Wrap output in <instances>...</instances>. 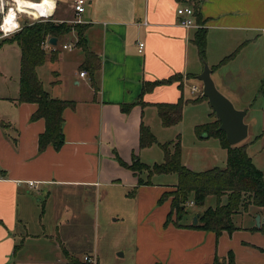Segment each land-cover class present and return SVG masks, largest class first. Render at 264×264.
Segmentation results:
<instances>
[{"label": "crops", "instance_id": "crops-1", "mask_svg": "<svg viewBox=\"0 0 264 264\" xmlns=\"http://www.w3.org/2000/svg\"><path fill=\"white\" fill-rule=\"evenodd\" d=\"M29 1L35 4L31 16L51 13L54 20L70 24H74L71 20H81L76 23L81 30L79 43L74 29L61 38L68 40L62 44H74L68 53H62L57 44L44 49L48 55L58 51L55 60L44 63L55 65L52 79L44 89L52 97L73 101L74 105L63 112L64 143L57 150L48 145L39 151L38 135L44 131L45 121L31 120L37 105L17 103L18 93L0 96V103L8 105L7 112L0 106V264H72L73 256L80 258L79 250L84 262L85 256L95 260L85 230L88 217L82 207L71 203L77 198L71 190L81 187L86 189L81 195H87L91 187L100 190L119 183L136 186L137 176L119 164L115 153L127 163L133 154L139 155L140 126L143 123L149 127L150 120L159 118L156 103H172L180 96L188 100L185 88L203 69L193 41L198 30L205 29V54L211 77L216 75L214 80L223 93L246 113L245 106L259 95L264 130V0H86L79 16L74 15L70 0ZM14 2L17 6L19 0ZM21 2L19 9L31 4L28 0ZM60 6L71 11L70 18ZM186 6L193 9V25L189 27L180 24L186 17L176 11ZM75 47L78 51L71 52ZM88 53L90 63L84 69ZM229 55L226 65L231 73L221 78L217 67ZM41 66L37 67V74ZM91 66L95 67L93 71ZM257 70L263 72L261 77L250 79L254 84L260 82L258 94L247 101L243 97L248 72ZM81 71L86 74L80 76ZM175 74L181 76V86L178 81L157 85L141 95L145 105L134 104L128 111L121 109L122 104L137 101L144 81L167 79ZM228 81L236 86L234 90H230ZM193 87L198 90L192 92ZM192 88L191 94H202V83ZM187 103L189 100L184 106ZM240 143L237 145L246 148ZM29 181H34L36 187H31ZM41 197L51 198L53 203L54 224L48 233L44 224H37V219L39 223L43 219L37 204ZM166 201L170 206V201ZM194 214L187 211L184 215L191 222ZM239 215L252 223L241 225L230 234L223 231L217 238L209 230L165 226V220L162 225L167 234L186 237L202 247L208 243L204 264L215 257L225 260L229 251L234 255V264H264V232L258 230L264 222V208L250 205ZM256 215L260 216L259 225L254 221Z\"/></svg>", "mask_w": 264, "mask_h": 264}, {"label": "rangeland", "instance_id": "rangeland-1", "mask_svg": "<svg viewBox=\"0 0 264 264\" xmlns=\"http://www.w3.org/2000/svg\"><path fill=\"white\" fill-rule=\"evenodd\" d=\"M21 4L22 2L19 0L17 7L19 8ZM30 5L33 6V4ZM59 9L64 10L66 17H71L69 9H63L62 6ZM65 41L68 42L65 38L59 39L56 45L62 53H68L67 49L62 48V43ZM76 51H78V48L75 47L71 52L74 53ZM198 60L203 67L204 64L211 67L206 54L202 58L199 55ZM229 60L224 62L225 65L222 64L217 67L221 78H225L231 73L228 69L229 65H226ZM54 66L53 63L47 62L39 67L38 75L43 86H48L49 81H51V71ZM19 70V47L15 42L0 40V96L17 95ZM248 74L250 77L246 79L247 84L244 88L246 94L243 97L247 101L254 94H258L256 90L258 88L257 85L260 84V82L254 84V81L250 78L261 77L263 72L257 70L256 72H248ZM211 78L216 88L227 97L223 93L220 84L214 80L216 75H212ZM227 84L231 88L230 90H234L236 87L230 81ZM194 85L200 87L201 83L197 79H191L185 88V96L189 101H197L189 102L184 106L180 122L169 127H163L159 118L156 117L154 120H150L151 124L149 127L156 142L140 150L138 157L141 162L149 166L154 163H161L164 160L161 144L179 138L181 162L188 165L193 171L198 172L215 166L220 168L226 166L227 150L222 146L221 139L210 133V126H212L214 121L218 125L217 128L220 124L217 123V118L212 113L213 110L208 101L199 99L201 95L199 92L190 93V88ZM231 103L236 109H239V104H234L232 101ZM251 103L250 106L248 104L245 106L247 113L244 116V122L248 125V136L240 144H246L247 153L251 156L255 165L263 172L264 176V130L262 129L259 95ZM0 106L4 112L8 111L6 107L8 105L0 103ZM206 124H209L208 129L199 131V126ZM141 177L150 180L152 184L140 186L136 189H134L135 184L126 186L124 183L114 184L110 187H100V190L91 187L88 189L89 193L87 195H81L86 189L81 187L72 188L71 191L77 193V198L71 199V203L76 204L79 208L82 207L84 215L88 217L85 230L92 249L90 254L95 259L94 261L91 259V263L204 264L205 261L203 259H205L204 254L207 252L208 243L202 247L196 241L191 242L186 237L167 234V231L163 229L162 223L166 218L169 202L165 200L160 203L158 198L164 190L177 183L178 175L175 172L155 173L152 175L143 172ZM34 200H37L36 195H34ZM51 200V198L46 200V198L41 197V200L37 201L40 216L43 218L41 223L37 219V224L38 226L44 224L45 232L47 233L52 230L54 224L53 203ZM216 202V197L210 195L206 197L202 206L191 205L190 207L187 206L186 210L189 215L198 213L208 206H215ZM241 216L243 215L237 213L232 218L238 227L252 223V220L242 219ZM172 221H175V219H172ZM189 222L187 215H184L179 220L181 224ZM169 224L175 226L173 223ZM239 232H243V230ZM77 253L80 258L73 256L74 259L84 264H90V261H87L89 263L83 261L82 250ZM224 264L227 263L225 262Z\"/></svg>", "mask_w": 264, "mask_h": 264}, {"label": "trees", "instance_id": "trees-1", "mask_svg": "<svg viewBox=\"0 0 264 264\" xmlns=\"http://www.w3.org/2000/svg\"><path fill=\"white\" fill-rule=\"evenodd\" d=\"M79 26V24H70L66 21H55L51 16L47 20L24 23L18 32L0 39L15 42L20 50L19 88L15 101L17 103H35L37 108L32 113L31 120L43 118L45 121L44 131L38 135L39 151L44 150L48 145H52L57 150L64 143L62 133L63 112L67 107L74 105L73 101L52 97L44 89L37 74V67L44 64L48 59L55 60L58 51L55 50L48 55L40 43L48 36H55L59 40L69 34L72 29L77 31L79 43L81 41ZM193 41L198 48L200 57H204L206 51L205 29L198 30ZM230 57L231 55L224 58L222 63ZM89 58H91V55L88 53L82 66L84 69L89 67L87 65L90 63ZM91 68L93 71L95 67L91 66ZM174 81H178L179 86H181V76L177 74L167 79L144 81L137 101L131 104H122L121 109L128 111L134 104L145 105V102L141 99L143 93L152 90L157 85ZM201 99L206 98L201 96ZM186 102L188 100H184L180 96L177 101L172 103H156L155 106L161 125L169 127L180 122L183 106ZM212 113L214 112L212 111ZM0 123L3 125L2 121ZM217 123L220 124L218 119ZM215 125L214 121L210 126V133L219 137L222 146L227 150L226 166L223 168L215 166L197 172L184 165L181 162L179 138L161 144L164 160L161 163H154L152 166L141 162L135 154L132 155L129 163L120 159L117 153H115V157L121 166L131 170L137 176V184L134 189L139 185L151 184L150 180L141 178L143 172L148 175L175 172L178 175L177 183L173 185L172 189L163 191L158 198L160 203L165 200L170 201L164 225L173 223L176 227H195L209 230L214 232L217 238L223 231L230 234L239 229L232 220L234 214L246 211L250 205L260 209L264 208V176L247 153L245 145L230 146L226 141L225 133L217 128L218 125ZM208 127L209 124L199 126V131H205ZM155 142L156 139L150 128L142 123L139 131V147H147ZM209 195L216 197V205L207 207L200 212L198 223L195 225L179 223V220L187 212L188 202L191 201L193 205L202 206ZM221 198L224 199L223 202H221ZM172 219H175V221H172ZM258 230L264 232V222ZM262 250L264 251V249ZM233 258V253L229 251L225 260L219 261L218 257H215L208 264H224L225 262L234 264ZM73 260L72 264H84Z\"/></svg>", "mask_w": 264, "mask_h": 264}, {"label": "water", "instance_id": "water-1", "mask_svg": "<svg viewBox=\"0 0 264 264\" xmlns=\"http://www.w3.org/2000/svg\"><path fill=\"white\" fill-rule=\"evenodd\" d=\"M48 42L52 45L57 44V38L51 36ZM211 68L204 64L203 70L196 76L202 83L201 95L206 98L211 106L216 118L219 120V130L225 133L226 141L230 146L237 145L247 137L248 125L244 122L245 111L236 109L231 101L225 97L215 86L211 78ZM198 213L192 218V224L198 222ZM260 216L256 215V225H259Z\"/></svg>", "mask_w": 264, "mask_h": 264}, {"label": "built area", "instance_id": "built-area-1", "mask_svg": "<svg viewBox=\"0 0 264 264\" xmlns=\"http://www.w3.org/2000/svg\"><path fill=\"white\" fill-rule=\"evenodd\" d=\"M71 1V8L73 10V13L75 16H79L84 10H85V4L86 0H70ZM37 3V2H35ZM16 5H14L13 0H0V39L9 37L12 34L18 32L24 23H32L34 21H39V20H47L49 17H51V13L46 14V15H37V16H30L27 12L17 10ZM14 9V10H13ZM177 13L179 15H184L186 18H184L181 21L182 26L189 27L192 24V20L190 16L193 14V9L191 7H180L177 10ZM59 21V20H55ZM81 20L79 19H74L71 20V23H79ZM41 47L43 49H50L53 47L52 44L48 42V39H44L40 43ZM139 49L138 51H142L143 43H139ZM74 47L73 43H67V44H62V48L65 49H71ZM86 72L81 71L80 76H84ZM198 88L193 87V91H197ZM28 184L31 187H36V183L34 181H29ZM187 205H193V202H188ZM84 259L86 261L92 262L91 258L88 256H85Z\"/></svg>", "mask_w": 264, "mask_h": 264}, {"label": "bare ground", "instance_id": "bare-ground-1", "mask_svg": "<svg viewBox=\"0 0 264 264\" xmlns=\"http://www.w3.org/2000/svg\"><path fill=\"white\" fill-rule=\"evenodd\" d=\"M14 1V0H13ZM28 2H30L32 5H29V6H25L23 9H19L17 6L15 7L17 10H20V11H24V12H27L30 16L31 14L33 13V11L35 10V4L31 1L28 0ZM14 5H15V2H14ZM14 10V9H13Z\"/></svg>", "mask_w": 264, "mask_h": 264}]
</instances>
